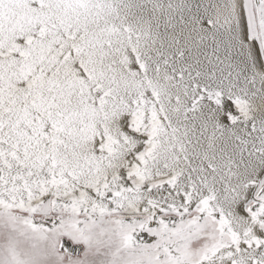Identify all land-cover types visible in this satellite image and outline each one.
I'll return each mask as SVG.
<instances>
[{
  "label": "snow or ice",
  "instance_id": "6c2138e0",
  "mask_svg": "<svg viewBox=\"0 0 264 264\" xmlns=\"http://www.w3.org/2000/svg\"><path fill=\"white\" fill-rule=\"evenodd\" d=\"M0 264H264V0H0Z\"/></svg>",
  "mask_w": 264,
  "mask_h": 264
}]
</instances>
